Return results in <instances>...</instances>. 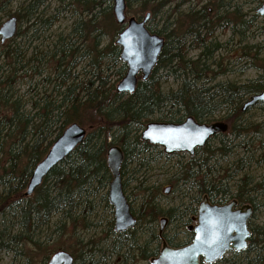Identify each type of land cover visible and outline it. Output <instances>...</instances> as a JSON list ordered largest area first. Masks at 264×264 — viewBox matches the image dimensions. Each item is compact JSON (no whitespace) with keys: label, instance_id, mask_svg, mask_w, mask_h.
Masks as SVG:
<instances>
[{"label":"trees","instance_id":"1","mask_svg":"<svg viewBox=\"0 0 264 264\" xmlns=\"http://www.w3.org/2000/svg\"><path fill=\"white\" fill-rule=\"evenodd\" d=\"M174 1L177 0L139 2L141 11H150L152 20ZM232 1L214 0L198 10L192 8L162 30L148 24L150 33L164 38L165 46L151 77L145 82L140 80L130 95L118 93L116 85H110L107 70H102L95 60L90 64V73H78L88 53L86 50L82 53L83 47H80L87 40L84 36L73 40L75 31L67 41L59 40L49 51L25 48L17 41L19 31L13 40L0 44V255L20 256L24 264H32L36 257L42 256V264H47L54 253L65 251L72 254L74 264H106L103 257L97 259L103 252L97 248L100 242H85L81 235L90 228H97L92 220L99 218L97 212L102 204L113 214L108 203V187L112 181L107 165L108 151L116 146L122 149L125 157L122 178L129 160L137 166L135 175L150 164L153 158L148 153L158 147L142 142L140 132L153 117L161 123L181 124L191 117L198 123L210 124L217 121L214 119L217 112H224L219 122L227 124L229 129L227 134L216 136L221 139L217 150L220 153L226 150L227 136L240 139L251 133V127L238 120L242 121L250 110L242 112L249 99L264 92V73L243 85L218 83L211 87L208 84L215 78L206 80L214 73L212 60L223 47L211 41L214 31L231 29L235 38L239 36V43L244 44L247 42L245 34L254 29L258 18L255 15L249 19L243 15L242 6ZM258 3L262 5L264 0ZM39 8L38 0H32L15 16L29 21ZM176 8L178 11V5ZM6 12L0 3V22ZM107 16L113 18L111 12ZM94 21L89 22L92 25ZM118 28L121 32V26ZM183 30L186 40L192 38L190 45L200 50L195 60L187 57V42L177 39L178 31ZM255 48L249 47L247 53L243 51L250 56ZM120 54L114 41L98 52L101 59L118 64L116 74L121 81L127 67L121 62ZM256 54L258 52L251 56L253 60H257ZM165 69L166 80L175 78L181 82L177 91L164 93L160 72ZM72 124L86 130L84 142L51 171L32 197H25L33 170ZM214 139L190 157L186 165H181L179 176L171 182L176 188L188 191L185 196L189 203L181 206V212V207L168 211L158 207L153 188L147 187L144 181L139 182L137 190L142 194V203L136 208L131 204L137 227L153 225L160 218H167L170 223L182 219L190 221L205 196L212 203L235 198L240 204L254 205L253 193L260 185L249 188L250 178L245 177L233 190L228 182L234 181V177L209 166L215 156L211 150ZM199 154L203 160L197 159ZM175 156L178 155L169 157ZM240 164L245 168L250 166V162L240 161ZM129 183H123L125 194ZM130 198L128 195L129 201ZM108 226L113 237L110 248L123 264H139L158 255L161 240L152 227L143 234L146 239L142 241V233L137 228L116 235L113 219ZM251 230L256 238L250 239L248 250L230 254L233 258L245 256V264H264V229L251 227ZM67 240H76V246L69 245ZM168 244L172 246L171 240ZM224 262L226 260L218 264Z\"/></svg>","mask_w":264,"mask_h":264},{"label":"rangeland","instance_id":"2","mask_svg":"<svg viewBox=\"0 0 264 264\" xmlns=\"http://www.w3.org/2000/svg\"><path fill=\"white\" fill-rule=\"evenodd\" d=\"M30 1L32 0H0L1 5L4 6L7 11L1 16L0 26L20 9L26 8ZM139 1L140 0H127V20L130 18L141 20L147 13H150V11H141V2ZM210 1L213 3L214 0L174 1L172 6H166L161 9L159 14L150 21L149 26L156 30H162L167 23H174V21L181 19V16L187 14L192 8L198 10L202 5H208ZM38 2L40 8L33 18L29 21H27L26 18H21V25L19 26L20 35L17 39L18 43L24 44L25 48H37L38 50L49 51L59 40L67 41L68 37L75 31L73 40L79 39V36H84L85 39H87L84 41V44L80 45V47H83L81 49L82 53L86 50L88 54L85 55V58L81 62L78 73H90L92 69L90 64L95 60V64L100 66L102 70H107V74L110 75V85L114 83L117 87L120 82L116 74L119 68L118 64H115L110 59H101L98 55L99 51H103L111 42L116 41L118 33L120 32L118 28L119 25H117L113 16L114 0H38ZM232 4L241 5L243 15L248 16L249 19L257 15L254 10H257L261 5L258 3V0H233ZM96 5L98 7H96ZM177 5L178 11H176ZM171 10L172 12H170ZM110 12L113 21L107 16ZM10 14L11 16H9ZM94 17H96V19ZM90 20H95L92 25L90 24L91 22H89ZM78 26L79 29L77 28ZM122 28L123 27H121V30ZM184 31L185 30H183V32L178 31L179 35L177 39H182L183 42H187V57L195 60L200 54V50L190 45L192 38L186 40L184 37L186 32L184 33ZM233 37L231 29H218L214 31L211 37L212 42L219 43L223 46L212 60L215 65L211 67V70L214 73L210 74L211 78L206 79L211 81L213 77L215 78L211 84H208L211 87L218 83H235L243 85L249 81L256 80L264 73V18L258 15L254 29L250 33L245 34L247 38L246 43L240 44L239 36L236 38ZM232 39L233 41H231ZM249 47H256V50L252 51L250 56H247L245 52H248ZM257 52V60H253L251 56ZM212 62L210 64H212ZM95 64H93V66ZM108 66L110 69H108ZM166 73V69L160 72V75H162V88L164 93L177 91L181 82L175 78L166 80ZM26 90L27 88L24 86L23 92ZM223 115L224 112H217L214 118L217 120L216 122H219ZM157 120V117L150 119V121ZM240 122L249 125L251 127V133L242 135L240 139H237L236 136H227L226 140L228 141L225 147L226 150H224L225 154L217 151L220 148L221 139L216 137L213 142H211V146L213 147L211 150L214 151L212 156H215L209 163V166L214 167L213 169L215 171H220L221 174L224 173L223 175L225 176L234 177V181L228 182V186L233 190H235L237 183L245 177L250 178L249 185H251L248 186L249 188L260 185V187H256V191L253 193L255 198L254 205L257 210L254 214L251 226L264 229V106L261 104L251 108L246 115H244L242 121L238 120V123ZM141 133L142 132H140V134ZM148 155L152 156L153 159L149 162V165L143 168L140 174L137 173L138 175H135L137 166L132 163V160L128 161L123 183L130 182L125 190L126 195L131 197V204L136 208V205L142 203V194L137 190L139 182L141 181H144L147 187L153 188V191L157 194L156 203L159 204L158 207L164 211L181 207L184 203H189V198L185 196L188 191L185 189L183 190L182 187L176 188L174 184L171 183L172 180L179 176L178 171L181 165H186L189 162V155L181 154L175 157H169L164 153L162 148L152 149ZM197 159H202L201 154L197 156ZM240 161H242V163L250 162V166L248 168L242 166V169ZM225 171H227L226 174ZM166 190H169V192L165 193ZM229 200L230 199H225L222 202H229ZM181 211L182 207L179 212ZM97 214L99 218L92 220V223L98 225L97 228L88 229L81 237L85 242L90 240L100 242L97 248L102 249L103 252L99 253L100 256H98L97 259L103 257L106 264H123V261H120V256L110 248L113 237L109 234L108 222L114 219V215L111 214V209H105V205L102 204ZM160 220L161 218L153 225L147 224L146 226L137 227L139 232L142 233V241L146 239V236L143 234L147 231H151L149 230L151 227L152 230H156L157 233L159 232ZM185 226V222L175 221L172 226L171 224L169 226L167 223L165 230L171 227L170 229L173 232L169 230L167 234L173 236V233L177 231H186ZM53 231L52 229V232ZM252 237L256 238L255 235ZM184 239V236H180L175 243H182ZM67 241L69 245L73 244L76 246V240ZM159 249H161V246H159ZM224 260H226V262L223 264H245L246 262L245 256L233 258L230 253L226 255ZM0 264H24V262L20 256L14 258L11 253H3L0 255ZM32 264H42V256L36 257ZM139 264H149V260Z\"/></svg>","mask_w":264,"mask_h":264},{"label":"water","instance_id":"3","mask_svg":"<svg viewBox=\"0 0 264 264\" xmlns=\"http://www.w3.org/2000/svg\"><path fill=\"white\" fill-rule=\"evenodd\" d=\"M126 9V0H114L115 20L118 25L125 26L115 42L121 50V61L127 66L126 75L117 86L120 94H132L140 75L144 82L150 78L159 63L165 45L164 38L151 34L146 27L150 14H147L142 21L135 18L127 20ZM257 14L264 17V3L257 10ZM16 34L17 19L13 17L0 28L1 42L12 40ZM263 103L264 92L252 96L244 105L243 112ZM227 131L228 125L225 123L198 124L189 117L181 124L149 123L142 132L141 140L162 148L167 155L188 154L193 157L195 152L203 149L211 138ZM85 137L86 130L83 127L78 124L69 126L33 170L25 197L33 196L51 171L71 156L84 142ZM124 159V153L120 147L116 146L108 151L107 164L112 175L108 202L114 209L116 234L134 229L137 224L123 191L121 168ZM237 205V202L233 201L224 206H214L207 197H204L199 206L198 215L194 218L197 225L190 228L195 233L193 242L177 249L163 243L159 256L153 258L150 264H201L200 260H203V264H216L228 252H246L252 236L249 221L253 210L250 206L235 210ZM165 224L166 221L163 220L161 232ZM48 264H74V260L69 253L58 251L50 258Z\"/></svg>","mask_w":264,"mask_h":264},{"label":"flooded vegetation","instance_id":"4","mask_svg":"<svg viewBox=\"0 0 264 264\" xmlns=\"http://www.w3.org/2000/svg\"><path fill=\"white\" fill-rule=\"evenodd\" d=\"M16 18L17 19V33H18V31H19V26L21 25V19L18 17V16H15V15H13V16H11V17H9L7 20H9L10 18ZM6 20V21H7ZM5 21V22H6ZM4 22V23H5ZM3 23V24H4ZM2 24V25H3ZM2 25L0 26V28L2 27ZM17 35V34H16ZM5 43H7V42H5ZM5 43H2L1 42V39H0V44H2V45H4ZM165 46V45H164ZM197 152V151H196ZM196 152H195V154H196ZM195 154H194V156H195ZM193 156V157H194ZM124 189V188H123ZM169 192V190H166L165 191V193H168ZM125 193V192H124ZM125 196H126V194H125ZM126 198H127V196H126ZM128 200V199H127ZM208 200H209V202L212 204V205H217V206H224V205H227V204H229V203H231V202H233V201H236L237 202V206L234 208L235 210H237V209H240V208H242V207H245V206H250V207H252V210H253V215H252V218H251V220L249 221V226H250V228L252 227L251 226V222H252V220H253V217H254V214H255V212H256V210H257V208H256V206L255 205H251V204H248V203H242V204H240L239 203V201L237 200V199H233V198H230V201L229 202H221L220 204L219 203H216V202H218V201H216L215 203H212L211 201H210V199L208 198ZM200 204H201V202L198 204V206H197V213H196V215H194V216H192L191 217V220L189 221V220H186V223H185V227H186V231H177V232H175V233H173V236L172 235H169V234H162V236H159V238H160V240H161V247L163 246V243H166L169 247H171V248H175V249H177V248H182V247H185V246H188V245H190L192 242H193V239H194V236H195V233H194V231L193 230H190V228L191 227H193V226H195V225H197V222L196 221H194V218H196L197 217V215H198V209H199V206H200ZM131 212H132V214H133V216L135 217V215H134V213H133V211H132V207H131ZM113 215H114V213H113ZM135 219H136V217H135ZM114 220V219H113ZM136 221H137V224H136V227L134 228V229H136L137 228V225H138V220L136 219ZM182 222H184V220L182 219L181 220ZM168 224H169V226H170V224H172V223H170V221L168 220ZM114 228H115V220H114ZM134 229H131V230H134ZM131 230H128V231H131ZM127 231V232H128ZM171 232H173V231H171ZM114 233H115V230H114ZM124 233H126V232H124ZM116 234V233H115ZM121 234H123V233H121ZM160 233H158V235H159ZM116 235H120V234H116ZM180 236H184L185 237V239H184V241L182 242V243H175V241L176 240H178V238L180 237ZM168 240H171V244H172V246H170L169 244H168ZM174 245H176L177 247H174ZM160 251H161V249H159V251H158V255L157 256H159V254H160ZM71 256H72V254H70ZM156 256V257H157ZM73 257V256H72ZM154 258V257H153ZM153 258H151V259H149V264H150V261L153 259ZM73 260H74V257H73ZM200 262H201V264H203V260H200Z\"/></svg>","mask_w":264,"mask_h":264},{"label":"bare ground","instance_id":"5","mask_svg":"<svg viewBox=\"0 0 264 264\" xmlns=\"http://www.w3.org/2000/svg\"><path fill=\"white\" fill-rule=\"evenodd\" d=\"M211 65V64H210ZM212 66V65H211ZM243 112V111H242ZM244 113V112H243ZM188 119V118H187ZM186 119V120H187ZM196 121V120H195ZM152 122H156V123H161V122H158V121H152ZM151 122V123H152ZM197 122V121H196ZM198 123V122H197ZM198 124H201V123H198ZM202 124H206V125H211L212 123H210V124H207V123H202ZM146 128V127H145ZM145 130V129H144ZM143 130V131H144ZM142 131V132H143ZM141 135H142V133H141ZM153 146V145H152ZM154 147H158V146H154ZM159 148V147H158ZM165 153V152H164ZM167 155V154H166ZM174 155H181V154H174ZM167 156H173V155H167ZM163 220H165L166 221V224H165V226H164V229L162 230V232H161V222L163 221ZM184 222L186 223V220H184ZM167 223H168V219L167 218H162L161 220H160V228H159V232L158 233H162V234H166V233H168V231L170 230V231H172L169 227L165 230V227H166V225H167ZM175 222H172V224H171V226L174 224ZM251 233H252V231H251ZM162 234H159L158 236H162ZM158 257V256H157ZM154 258H156V257H154Z\"/></svg>","mask_w":264,"mask_h":264}]
</instances>
